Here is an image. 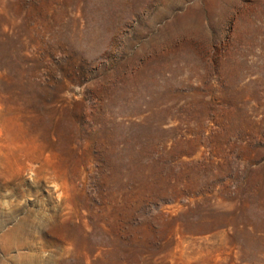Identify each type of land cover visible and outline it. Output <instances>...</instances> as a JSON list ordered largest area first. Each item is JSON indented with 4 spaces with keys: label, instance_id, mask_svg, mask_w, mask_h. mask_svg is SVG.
I'll list each match as a JSON object with an SVG mask.
<instances>
[{
    "label": "rangeland",
    "instance_id": "374dc122",
    "mask_svg": "<svg viewBox=\"0 0 264 264\" xmlns=\"http://www.w3.org/2000/svg\"><path fill=\"white\" fill-rule=\"evenodd\" d=\"M0 264H264V0H0Z\"/></svg>",
    "mask_w": 264,
    "mask_h": 264
}]
</instances>
